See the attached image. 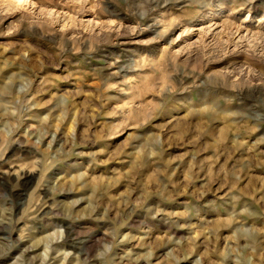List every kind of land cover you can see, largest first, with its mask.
<instances>
[{
    "label": "rangeland",
    "instance_id": "1",
    "mask_svg": "<svg viewBox=\"0 0 264 264\" xmlns=\"http://www.w3.org/2000/svg\"><path fill=\"white\" fill-rule=\"evenodd\" d=\"M0 202V264H264V0H0Z\"/></svg>",
    "mask_w": 264,
    "mask_h": 264
},
{
    "label": "bare ground",
    "instance_id": "2",
    "mask_svg": "<svg viewBox=\"0 0 264 264\" xmlns=\"http://www.w3.org/2000/svg\"><path fill=\"white\" fill-rule=\"evenodd\" d=\"M26 176L27 175L25 173H22V174L19 175V178L20 179H25ZM0 205H1L2 208L5 206L4 202H0ZM0 231H1V228H0ZM21 235H22V233H21ZM56 240L54 239V234H50V235H47L44 238H42L40 240L41 241L40 244L35 247L36 249H39L38 247L41 246L42 249H43V255H42V260H41L40 264H45V262L49 258V256H51V255H53L55 253H57V254L60 253L61 254V252H63L62 261L66 260V256L67 255H65L64 249L67 247L68 244H73L74 243L73 242L74 241L73 240V235H72L71 232H67V233H65L63 242L58 243ZM26 241H27V239H25L24 237L20 236V238L17 241V245L15 246L13 251H11V253L15 252L16 248L18 246L20 247V246L26 245L25 243H28ZM68 246H70V245H68ZM29 253H31L30 249H27L23 254L28 255ZM4 258L5 257L0 258V261L3 260Z\"/></svg>",
    "mask_w": 264,
    "mask_h": 264
}]
</instances>
